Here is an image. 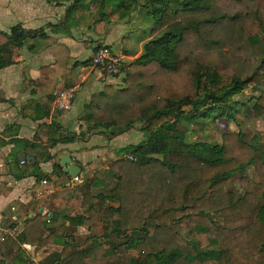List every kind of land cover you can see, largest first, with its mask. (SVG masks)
Wrapping results in <instances>:
<instances>
[{
    "label": "trees",
    "instance_id": "obj_1",
    "mask_svg": "<svg viewBox=\"0 0 264 264\" xmlns=\"http://www.w3.org/2000/svg\"><path fill=\"white\" fill-rule=\"evenodd\" d=\"M139 1L49 0L69 4L68 21L94 5L96 23L146 8L151 24L142 53L120 67L124 87L107 86L84 117L87 133L110 139L142 124L144 140L115 151L108 168L87 176L81 212L65 216L68 223L55 228L58 215L38 214L17 236H3L0 264H37L24 245L61 247L40 264H264V184L241 175L253 166L264 179V134L246 129L223 133L220 143L193 139L217 120L264 118V0ZM43 31L20 24L0 31V71L13 64L11 45L21 48ZM50 52L54 72L65 78L73 70L67 49L58 45ZM53 87L56 93L71 88L57 80ZM250 88L259 94L237 100ZM22 114L43 117L36 108ZM45 128L55 136L51 145L16 141L36 155V171L52 160L54 144L86 136L57 124ZM18 168L16 178H24L29 167L18 162ZM56 171L36 176L39 182L65 176L58 164ZM96 218L102 234L78 246L73 231Z\"/></svg>",
    "mask_w": 264,
    "mask_h": 264
},
{
    "label": "crops",
    "instance_id": "obj_2",
    "mask_svg": "<svg viewBox=\"0 0 264 264\" xmlns=\"http://www.w3.org/2000/svg\"><path fill=\"white\" fill-rule=\"evenodd\" d=\"M68 8L69 4L55 5L49 0H0L1 32L8 33L19 24L26 30H44L40 38L28 41L21 48L11 45L13 64L0 71V179L7 183L0 188L2 230L15 228L10 219L12 206L16 207L23 223L38 214L46 215L50 220L58 215L59 219L52 225L55 228L68 223L64 217L76 215L83 193L89 192L88 174L98 166L108 168L115 159L114 152L124 147L120 143L124 141L126 132L111 139L96 131L87 133L84 117L90 101L107 86L120 88L118 84L122 78V75L108 76L93 68L92 56L97 46L106 45L124 63H128L141 55L143 39L137 41L132 36L133 29L128 27L132 24L130 16L124 19L123 25L115 24L109 31L105 29L109 26L108 21L96 23L95 12H92L95 5L91 10H76L69 21L66 18ZM58 45L67 49L69 66L73 69L65 78H62L61 70L54 72L57 60L50 49ZM56 80L66 83L67 88H79L72 110L67 113L54 108L56 88L53 82ZM25 108H36L43 117L38 120L26 117L22 114ZM37 113L34 112L35 115ZM52 124L60 125L66 133L80 136L84 133L86 136L73 143L54 144L50 148L52 160L40 163L36 171L33 167L37 162L36 155L32 149L16 144V141L51 145L55 136L45 127ZM22 153L26 155L24 163L19 158ZM66 155L80 167L82 183L66 187L65 182L71 177L64 170L65 176L46 180L47 184L44 180L38 181L36 174L56 173V164L63 169L61 159ZM18 162L29 167L26 176L21 179L15 176ZM49 190L54 192L50 194ZM80 228L72 233L75 238ZM18 234L15 232L14 235ZM23 249L27 258L32 256L37 264L53 253L61 252V247L56 245L40 249L24 245Z\"/></svg>",
    "mask_w": 264,
    "mask_h": 264
},
{
    "label": "rangeland",
    "instance_id": "obj_3",
    "mask_svg": "<svg viewBox=\"0 0 264 264\" xmlns=\"http://www.w3.org/2000/svg\"><path fill=\"white\" fill-rule=\"evenodd\" d=\"M143 1L144 0H140L139 4L142 5L144 3ZM92 10H93L92 12H95L93 14L94 17L99 16L98 13H96L97 12L96 8L95 9L93 8ZM145 11H146L145 7L139 6L137 9L135 8V10L130 15V21L132 22V24H131V26H128V27L130 30L133 29L132 36L137 41L144 39V37L147 35V32H148L147 30L151 24V18L149 17V15ZM107 21H108L109 26L106 27L105 29H108L109 31L110 30L112 31V26H114L115 24L123 25V23H125L124 20H121L119 18V13H117V12L114 15H111V18ZM139 27H140V30L138 29ZM125 29H127V27H125ZM123 31H125V30H123ZM136 47H137V45L135 46V48ZM111 51L115 54V51H113L112 48H111ZM96 70H99V69H96ZM101 73H103V72H101ZM105 75H107V74H105ZM120 75H122V78L119 79L118 85L120 86V88H122V87H124V82H123L124 78L123 77L125 74H123V72H121L118 74V77H120ZM108 76H110V75H108ZM258 94H259L258 91H256L253 88H250V89L246 90L244 94H242L241 96H238L237 100H242V99L247 100L248 97H255ZM251 106H252V103H251ZM246 129H251V130L255 131L256 134H264V118L256 119V118L252 117L251 114H249V116H248V114H239L237 121H234V122L227 121V120H217L214 124L209 126V128L205 132H203L199 136H194L193 139L194 140L199 139V140H203V141H207V142L220 143L223 133H226L229 131H237V132L238 131H244ZM108 137H111V136H108ZM123 137H124V141L121 142L120 144L123 145L124 147H126L127 145H130V144H138V143L142 142L144 140V134L142 132V124L135 125L134 128L128 130L126 132L125 136H123ZM260 140H261V144L264 145V137ZM117 150H119V149H117ZM114 155H115V152H114ZM114 158L116 159V155L114 156ZM104 170L105 169L103 167L98 166L94 170H91L90 176L92 177V175L94 176L96 173L103 172ZM241 175L250 177L251 179L264 184V179L260 180L258 178V176L256 174V170L253 166L244 170L241 173ZM88 177H89V174H88ZM230 187L233 189L234 188L238 189L239 188L238 179H236L235 182L232 183V185ZM77 210H78L77 213L81 212L80 209H77ZM262 217L264 219V210L262 211ZM77 232L78 233L76 236V238H77L76 241L79 244H81L80 245V247H81L85 244L83 242H85L86 236H89L92 233L97 234V235L102 234L101 222L99 221V219L96 218V220L88 222L85 227L80 228ZM38 249H40V248H38ZM132 254L137 256L136 253H132ZM30 258L32 259V260L30 259L31 261L35 262V260L33 259L32 256H30Z\"/></svg>",
    "mask_w": 264,
    "mask_h": 264
},
{
    "label": "built area",
    "instance_id": "obj_4",
    "mask_svg": "<svg viewBox=\"0 0 264 264\" xmlns=\"http://www.w3.org/2000/svg\"><path fill=\"white\" fill-rule=\"evenodd\" d=\"M122 58L116 56L112 53L110 49L106 46L98 47L95 49L92 56V66L95 69H99L104 74L113 76L120 72V67L122 65ZM79 88H68L63 92L54 94V108L62 113H67L72 110L73 103L76 99L77 91ZM48 182L44 180V184ZM82 183L79 176L66 180L65 186L68 188L73 187L76 184ZM7 183L0 179V188L6 186ZM48 193H53V190L47 191ZM12 216L10 217L11 222L15 225L14 229L2 230L0 229V240L5 235L15 236V232L20 233L23 227V222L16 213V207L12 206Z\"/></svg>",
    "mask_w": 264,
    "mask_h": 264
},
{
    "label": "water",
    "instance_id": "obj_5",
    "mask_svg": "<svg viewBox=\"0 0 264 264\" xmlns=\"http://www.w3.org/2000/svg\"><path fill=\"white\" fill-rule=\"evenodd\" d=\"M19 158L21 161L26 160L25 153L20 154ZM61 161H62V167L64 173L67 174L69 177L74 178L81 174L80 167H78V165L75 162H73L70 156L66 155L62 157Z\"/></svg>",
    "mask_w": 264,
    "mask_h": 264
},
{
    "label": "bare ground",
    "instance_id": "obj_6",
    "mask_svg": "<svg viewBox=\"0 0 264 264\" xmlns=\"http://www.w3.org/2000/svg\"><path fill=\"white\" fill-rule=\"evenodd\" d=\"M22 163H24V161Z\"/></svg>",
    "mask_w": 264,
    "mask_h": 264
}]
</instances>
